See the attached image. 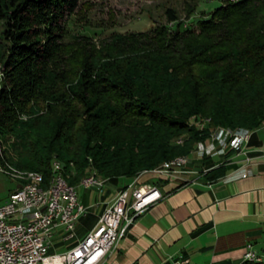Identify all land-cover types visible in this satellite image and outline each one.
Masks as SVG:
<instances>
[{
	"label": "trees",
	"instance_id": "trees-1",
	"mask_svg": "<svg viewBox=\"0 0 264 264\" xmlns=\"http://www.w3.org/2000/svg\"><path fill=\"white\" fill-rule=\"evenodd\" d=\"M81 1L0 0V139L27 170L17 173L48 180L58 162L71 184L91 173L117 185L217 128L251 130L252 145L264 126V0H225L186 27L169 7L150 31L67 40Z\"/></svg>",
	"mask_w": 264,
	"mask_h": 264
},
{
	"label": "crops",
	"instance_id": "crops-1",
	"mask_svg": "<svg viewBox=\"0 0 264 264\" xmlns=\"http://www.w3.org/2000/svg\"><path fill=\"white\" fill-rule=\"evenodd\" d=\"M259 130L249 145L255 150L249 153L250 164L246 155L237 153L206 154L203 159L197 154L201 149L198 144V150L191 154L196 174L186 180L162 182V198L135 219L101 264H174L182 257L197 264H247L248 243L253 244L264 264V156L259 151L264 148V126ZM207 146H216V141L209 139ZM222 165L226 172L208 180L206 173ZM247 166L252 172L243 176ZM116 193L111 192L102 201L96 199L100 205L94 223L77 233L74 242H64L57 236L51 253L64 252L83 239Z\"/></svg>",
	"mask_w": 264,
	"mask_h": 264
},
{
	"label": "built area",
	"instance_id": "built-area-1",
	"mask_svg": "<svg viewBox=\"0 0 264 264\" xmlns=\"http://www.w3.org/2000/svg\"><path fill=\"white\" fill-rule=\"evenodd\" d=\"M215 130L216 142L222 147L217 149V146H207V141L201 142L198 154L202 156L212 153L225 154L229 148H237L239 149L237 154L246 155V161L250 164L252 158L249 153L255 151L251 148L246 149L251 140V130L242 129L239 132H228V128ZM259 151L264 156V148ZM191 161L192 159L182 163H168V168L153 171V175L166 179L186 180L184 174L194 172L188 166ZM244 170L243 176H248L252 172L248 166ZM103 185L100 184L99 176L90 173L84 187L89 189ZM162 196L157 184H127L116 193L96 225L83 239L78 240L64 252L52 254L51 247L57 236L64 242L77 239L82 216L95 204L85 205L80 201L77 190L64 188L59 181L53 194L34 195V191L14 189L7 200L0 204V264H101L116 248L135 219ZM245 260L263 261L252 243L247 244ZM174 264L197 263L182 257Z\"/></svg>",
	"mask_w": 264,
	"mask_h": 264
},
{
	"label": "rangeland",
	"instance_id": "rangeland-1",
	"mask_svg": "<svg viewBox=\"0 0 264 264\" xmlns=\"http://www.w3.org/2000/svg\"><path fill=\"white\" fill-rule=\"evenodd\" d=\"M224 1L225 0H82L75 13L68 18L67 40L87 35L93 38L94 41H100L108 38L113 33L150 31L156 25L167 23L166 10L169 7L175 9L179 22L182 23L183 27H186L195 23L199 18L209 16L212 10L222 5ZM175 25L176 23L171 24V26ZM2 31L3 22L0 20V43L2 42ZM198 126L202 127L203 125L199 122ZM208 140L209 138L207 141ZM0 142L1 144L3 143L1 139ZM197 145L192 152L198 150L196 149L198 147ZM2 146L3 151L8 150V153L7 155L3 153V157L7 160L6 166L3 167V165L0 164V204L7 200L11 191L22 187L25 183L20 173L16 171H27L16 167L15 164L11 162L13 152L10 142L3 143ZM216 146L217 149L222 147L219 143H217ZM250 148L248 144L246 149L248 150ZM233 149L234 153H232V155L239 151L237 148ZM210 152L212 153L213 150ZM226 152H228V150H226ZM226 152L220 155L226 156ZM198 153L197 151V154ZM211 155H213V153ZM200 156L204 159L207 155L204 154ZM192 162L193 160L188 165L191 169L193 168ZM90 171L91 169H89L86 174L90 173ZM151 172L152 170L142 174L140 173L133 179H122L117 185L106 182L102 187L94 186L93 188L87 189L84 186L78 185L82 179L72 184L78 185L77 193L80 201L85 205H89L96 203V199H100L101 201L104 200L111 192H118L133 180L132 183H140L141 185L148 184V182H156L159 177L152 175ZM191 174L196 173H186L184 174L185 178L188 179L187 177ZM71 175L74 176L75 172H72ZM142 177H146V179L140 182ZM97 213L98 206L95 204L86 215L82 216L81 225L77 230V233H79L78 235L90 227ZM71 242H74V240Z\"/></svg>",
	"mask_w": 264,
	"mask_h": 264
},
{
	"label": "bare ground",
	"instance_id": "bare-ground-1",
	"mask_svg": "<svg viewBox=\"0 0 264 264\" xmlns=\"http://www.w3.org/2000/svg\"><path fill=\"white\" fill-rule=\"evenodd\" d=\"M238 131H232L228 129V132H239ZM217 138V131H215L212 135V141H216ZM201 146V143L199 144ZM213 145V144H212ZM193 156L188 155V156H183V157H178L175 158L172 161H169L165 164H163L161 167L156 168L152 170L151 174H153V171H160L164 168H168V163H182L183 161H187L189 159H192ZM94 175V174H92ZM24 179V185L17 190L19 191H34V195H44V194H53L56 185L58 184V181L64 185V188H69V190H77V186H85V183L89 180V175L85 176L80 184L78 185H73L69 183L68 179L64 176L62 173V166L60 163L56 162L54 164V173L50 179H46L43 174L40 173H28L26 175H20ZM95 176V175H94ZM104 180L100 179V184H104Z\"/></svg>",
	"mask_w": 264,
	"mask_h": 264
}]
</instances>
